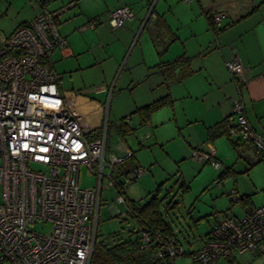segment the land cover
Listing matches in <instances>:
<instances>
[{"label": "built area", "instance_id": "built-area-1", "mask_svg": "<svg viewBox=\"0 0 264 264\" xmlns=\"http://www.w3.org/2000/svg\"><path fill=\"white\" fill-rule=\"evenodd\" d=\"M47 2H37L40 12L31 21L9 35L0 32V264H89L102 190L114 188L116 201L125 202L128 185L145 171L138 166L115 178L116 167L130 152L108 155L106 130L94 136L89 118L60 92L52 55L68 57V43L56 26L58 11ZM133 17L128 7H119L109 13L108 23L117 29ZM214 22L217 26L219 18ZM98 23L93 19L81 30ZM225 66L239 86L246 83V69L237 59ZM231 111L237 124L232 134L264 157V137L249 126L240 99L232 101ZM191 159L220 169L213 152L193 151ZM82 166L96 177V188L80 187ZM227 196L232 204L240 199L235 189ZM124 215L134 212L127 206ZM45 224L48 233L33 229ZM200 239L187 264H216L246 252L264 255V205L222 219ZM139 241L142 248L158 242L156 256L167 255L169 264L184 255L178 241L150 227L140 232Z\"/></svg>", "mask_w": 264, "mask_h": 264}, {"label": "crops", "instance_id": "crops-1", "mask_svg": "<svg viewBox=\"0 0 264 264\" xmlns=\"http://www.w3.org/2000/svg\"><path fill=\"white\" fill-rule=\"evenodd\" d=\"M38 1L0 0V32L9 35L20 24L31 21L40 12ZM47 5L50 10L58 11L56 26L59 33L66 38L69 51V56L64 58L59 52H54L52 68L58 71L53 63L67 61L64 64L67 68L58 71L60 76L65 72L70 76L78 75L85 78L82 89L64 91L59 83V90L64 96L68 94L69 96L65 97L73 104L78 103L85 109L93 108L94 112L97 110L90 93L95 92L98 85L102 86L105 79L112 80L115 73V70L103 65L107 56L105 59L101 58L102 48L104 46L107 48L113 43L128 47L139 28L141 35L145 31L148 33L149 28L157 31L154 32L157 61L153 65H143V75L140 74L139 78L134 76L133 72L129 73V80L134 81L136 77L144 80L147 86L144 93L147 96L151 95L154 91L153 87H156L157 97L159 96L156 99L168 96L171 102L152 113L148 119H143L135 110L156 99L147 104H140L142 100L136 99L134 102L136 108L131 114L136 115L138 121L133 126L129 115L128 123L123 125L133 128V133L127 137H136L140 148H144L151 139L154 143L160 141L158 138L162 137V131H156L154 135L152 120H158L159 116L164 114L163 116L168 115V122H173V128L169 130L171 132L169 139L175 142L172 145L175 159L184 161L187 160L186 157L191 159L193 151L213 152L217 157L216 140L225 139L233 149H236L239 145L234 147L231 141L242 140L239 134H232L231 140L222 136L211 142L207 140L206 133L207 128L217 122L225 118L232 119L234 99L242 101L249 126L264 135V3L262 0H48ZM119 7H128L134 17L122 27L113 29L108 23V16ZM206 13L214 16L215 19L219 18L217 27L219 31L215 32L209 27ZM93 19L99 20L94 28L81 30L82 26ZM230 59H237L246 69V83L243 86H239L225 66V61ZM176 60H180L177 63L179 66L172 71L173 76L167 78V74H170L164 70V65ZM87 81L92 82L94 86H85L89 84ZM98 81L100 83L97 85ZM100 90L106 91L103 87H100ZM138 96L140 98V95ZM175 110L178 111L179 118L176 117ZM85 115L91 121L89 115ZM118 121L120 120L116 122ZM163 121L159 120V125H163ZM233 123H235L234 119H232ZM98 125L91 127L95 133L100 129ZM119 128L120 126L115 123L117 139L123 142L120 141L115 151L110 150L108 155L125 157L128 152L134 150L129 146L127 137L121 138ZM140 128L143 134L137 136ZM156 135L158 137H155ZM242 142L243 146L250 149L244 140ZM191 161L202 166L205 164L192 159ZM174 163L176 164L177 161L175 160ZM133 165L140 166L135 160ZM227 175L228 173L221 172L217 176L218 183ZM216 185L222 188L224 184L219 186L216 182ZM229 191L230 189L225 194L227 199ZM130 202L134 203L125 196V202L120 203H126L128 206ZM109 209L113 214L116 213L113 207ZM217 222L219 221H215L207 232L198 237L199 245L196 248L184 252L185 264L189 262V255L201 246L200 238L208 234ZM173 235V239L178 241L174 232ZM237 255L236 264H238ZM226 263H228L226 259H221L216 264Z\"/></svg>", "mask_w": 264, "mask_h": 264}, {"label": "rangeland", "instance_id": "rangeland-1", "mask_svg": "<svg viewBox=\"0 0 264 264\" xmlns=\"http://www.w3.org/2000/svg\"><path fill=\"white\" fill-rule=\"evenodd\" d=\"M140 31L141 28L136 31L134 39L126 48L119 43L102 48L101 58L105 59L107 56L103 65L109 66L115 70V73L112 80L105 79L102 86L98 85L100 83L98 81V88L95 92L90 93L94 98L97 112H94L93 108L85 109L78 103H74L79 111L89 115L92 128L99 124L100 132L106 130L107 154L110 153V150L115 151L122 141L117 139L116 121L131 115L132 125H136L138 118L131 114L136 108L134 105L136 99L142 100L140 104H147L159 97H157L156 87H153L154 91L151 95L147 96L144 93L147 88L144 80H139L137 77L134 81L129 80V73L133 72L134 76L139 78L140 74L143 75V65H153L157 61L155 58L156 47H154L156 42L154 32L157 31L149 28V34L145 31L142 35ZM66 63L67 61L59 62V64L54 62L53 65L60 71L67 68V65H64ZM58 71L56 72L59 73ZM61 76L60 87L64 91L83 88L84 77L70 76L65 72ZM87 82L89 84L85 86H94L91 84L92 82ZM100 87L106 91L100 90ZM175 114L179 118L178 111ZM161 115L158 120H152V132L155 135L156 131H162V137L158 138L162 144L154 143L151 139L144 148H140L136 137L126 138L129 146L134 150L135 162H138L145 171L127 187L125 196L134 203H145L150 196H153L157 186L161 185V214L170 224L184 252H189L199 245L198 237L207 232L215 221H220L228 216H241L247 207L264 205V160L260 158L258 152L243 146L242 140L238 139H233L237 140L239 145L236 149H233L225 139L216 140L215 146H218V154L217 157L215 155V159L220 164V169L214 168L210 163L199 165L191 161L190 157H186V161L175 159L173 157L175 155L174 146H172L175 142L169 139L171 134L169 130L173 128V122L167 121L168 115ZM159 120L164 122L163 125H159ZM141 133L143 134L140 128L137 136ZM119 154L124 155L117 153V155ZM226 169H231L232 172L225 179L220 180V183L224 184L222 188L218 187L216 185L217 176ZM103 183H106V180ZM79 185L81 188H96L97 186L96 177L84 166L80 169ZM229 189H235L239 196L250 198V203L245 205L240 201L236 204L230 203L225 196ZM116 195L114 188L104 189L101 192L97 231L102 239L110 238L115 233L124 236L133 224L131 218L124 215L127 209L126 203L117 202ZM191 206L192 208H190ZM110 207H113L115 214L110 211ZM200 218L203 219L196 222ZM33 229L48 233L50 225L45 224L44 229L40 225H36ZM251 254L247 252L238 254V264H264V255ZM184 259V256L180 257L175 261V264H185Z\"/></svg>", "mask_w": 264, "mask_h": 264}, {"label": "trees", "instance_id": "trees-1", "mask_svg": "<svg viewBox=\"0 0 264 264\" xmlns=\"http://www.w3.org/2000/svg\"><path fill=\"white\" fill-rule=\"evenodd\" d=\"M262 3H264V0H262ZM206 18L209 27L215 32L219 31L217 28L219 25L216 26L214 22L215 17L206 13ZM179 61L180 60H176L164 65V70H167L166 72L170 74H167V78L173 76L172 71L179 66L177 65ZM170 102L171 99L168 96H164L145 106L137 108L135 112L139 113L143 119H148L152 113L165 107ZM231 118L234 119V117ZM232 119L225 118L208 127L206 131L207 140L213 142L215 139L222 136L231 140L232 132L237 130L236 121L234 119L235 123L232 124ZM120 120L122 121L123 119ZM132 133L133 128L124 125L119 128V134L122 139ZM93 134L94 136H98L100 131L96 133L93 131ZM231 144L236 147L238 144L237 140H232ZM259 155L261 159L264 160V157H262L260 153ZM134 159V152H130L129 156L123 159L116 167L114 177L118 179L125 177L128 171L137 167L133 165ZM231 172V169H226V171H224V173L228 174H231ZM160 190L161 185H158L154 195L144 204L132 202L128 204V207L134 212V215L130 217L133 224L126 231L124 236L120 233H115L110 238L102 239L96 229L94 247L89 264H169V257L167 255H163L162 257L156 256V253L161 247L158 242L151 243L142 248L139 241L140 232L144 230L145 227H150L152 230L159 231L164 239H170L174 236L170 225L165 221L160 211L162 201V198L159 197ZM239 201L245 205L246 203H250V198L240 196ZM235 258L236 255H232L226 258V260L229 264H236Z\"/></svg>", "mask_w": 264, "mask_h": 264}, {"label": "bare ground", "instance_id": "bare-ground-1", "mask_svg": "<svg viewBox=\"0 0 264 264\" xmlns=\"http://www.w3.org/2000/svg\"><path fill=\"white\" fill-rule=\"evenodd\" d=\"M218 25H219V24H218ZM218 25H217V26H218Z\"/></svg>", "mask_w": 264, "mask_h": 264}]
</instances>
